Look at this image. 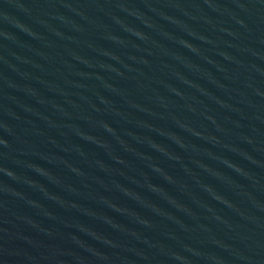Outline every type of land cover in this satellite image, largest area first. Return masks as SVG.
Wrapping results in <instances>:
<instances>
[{
  "label": "water",
  "instance_id": "obj_1",
  "mask_svg": "<svg viewBox=\"0 0 264 264\" xmlns=\"http://www.w3.org/2000/svg\"><path fill=\"white\" fill-rule=\"evenodd\" d=\"M0 264H264V0H0Z\"/></svg>",
  "mask_w": 264,
  "mask_h": 264
}]
</instances>
